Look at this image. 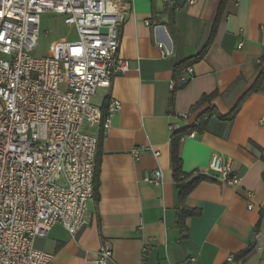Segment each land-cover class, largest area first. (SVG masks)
I'll list each match as a JSON object with an SVG mask.
<instances>
[{"label": "crops", "instance_id": "1", "mask_svg": "<svg viewBox=\"0 0 264 264\" xmlns=\"http://www.w3.org/2000/svg\"><path fill=\"white\" fill-rule=\"evenodd\" d=\"M124 13L117 56L129 71L116 74L92 103L106 113L120 103L110 128L85 127L98 138L97 196L88 204V223L73 238L61 224L35 239L37 250L56 264H94L101 246L109 264H224L252 247L239 264H264V78L228 116L264 69V0H122ZM241 44V47L239 45ZM203 58L181 69L206 46ZM193 74L176 89L186 68ZM216 93L198 105L203 96ZM213 109L206 119L203 113ZM204 127L179 144L188 185L203 178L182 200L171 169L174 132ZM151 147L157 158L134 149ZM217 154L232 163L239 182L216 180L208 168ZM161 169L160 186L144 182ZM194 211L179 228V213Z\"/></svg>", "mask_w": 264, "mask_h": 264}, {"label": "built area", "instance_id": "2", "mask_svg": "<svg viewBox=\"0 0 264 264\" xmlns=\"http://www.w3.org/2000/svg\"><path fill=\"white\" fill-rule=\"evenodd\" d=\"M121 2L0 0V264H56L52 254L35 248V239L56 224L74 238L88 223L98 138L85 127L107 131L120 110V103L111 101L103 113L92 97L109 89L116 74L129 71V63L117 56ZM44 14L61 16L77 39L36 57ZM192 74L186 68L180 83ZM148 152L159 156L151 147L134 149L132 156L138 160ZM208 168L227 186L239 182L231 161L217 154ZM162 181L161 169L144 177L154 186ZM111 261V249L101 246L94 264ZM241 262L230 255L224 264ZM195 263V257L187 260Z\"/></svg>", "mask_w": 264, "mask_h": 264}, {"label": "trees", "instance_id": "3", "mask_svg": "<svg viewBox=\"0 0 264 264\" xmlns=\"http://www.w3.org/2000/svg\"><path fill=\"white\" fill-rule=\"evenodd\" d=\"M207 48H208V45L192 61H187L184 64L177 66L175 69V75H176L175 78H177V75L181 69H183L187 66H190L191 64L201 60L203 58V56L205 55ZM263 78H264V69L261 71L260 75L256 79L253 86L250 88V90L242 97V99L237 103V105L234 107V109L231 111V113L228 116H226L224 119L232 121L235 118V116L238 113L244 99L249 94L256 92L260 88L261 83L263 81ZM184 86H185V84H181V83L177 84L176 89L183 88ZM215 96H216V93H213L209 96H203L201 98V100L199 101L198 105L205 103V102H210V100ZM103 113H105V112L103 111ZM212 114H215V111L213 109H209L208 111L203 113L201 119H206L209 116H211ZM203 127H204V124L202 121H200L199 124H197V126L185 129L183 131L174 132L171 136V169H172L173 179H174L175 183L177 184L178 189L180 190L179 198L181 200L183 198H185L189 194V192L203 178L199 177L188 185L184 184V180L186 178H188V176L185 175L181 169L182 162H181V159L179 157V144L183 138L189 137L192 133H195L196 131H201L203 129ZM94 188H95V199H96V196H97L96 192H97V188H98V182L96 181V173H95V180H94ZM194 215H196V212H194V211H186V212L179 213L178 224H179V228L181 229V231L184 232V230H185L184 219L192 217ZM251 250H252V247L243 251L242 253H240L239 255L236 256V259L237 260H243L251 252Z\"/></svg>", "mask_w": 264, "mask_h": 264}, {"label": "rangeland", "instance_id": "4", "mask_svg": "<svg viewBox=\"0 0 264 264\" xmlns=\"http://www.w3.org/2000/svg\"><path fill=\"white\" fill-rule=\"evenodd\" d=\"M40 37L34 56H43L49 51H60L67 42L77 39L76 31L73 27L64 25L61 16L54 14H44L41 16ZM44 31H50L49 36L43 35Z\"/></svg>", "mask_w": 264, "mask_h": 264}]
</instances>
